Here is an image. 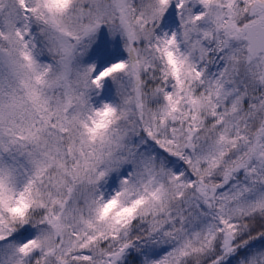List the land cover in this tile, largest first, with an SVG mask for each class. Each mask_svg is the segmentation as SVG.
<instances>
[{
	"label": "snow or ice",
	"instance_id": "snow-or-ice-1",
	"mask_svg": "<svg viewBox=\"0 0 264 264\" xmlns=\"http://www.w3.org/2000/svg\"><path fill=\"white\" fill-rule=\"evenodd\" d=\"M0 264H264V0H0Z\"/></svg>",
	"mask_w": 264,
	"mask_h": 264
}]
</instances>
